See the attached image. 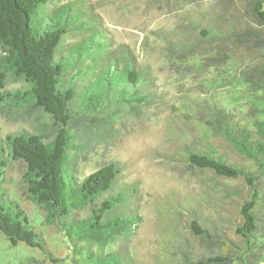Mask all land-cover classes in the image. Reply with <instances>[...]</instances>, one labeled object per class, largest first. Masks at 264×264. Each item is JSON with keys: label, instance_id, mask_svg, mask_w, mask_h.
<instances>
[{"label": "trees", "instance_id": "obj_1", "mask_svg": "<svg viewBox=\"0 0 264 264\" xmlns=\"http://www.w3.org/2000/svg\"><path fill=\"white\" fill-rule=\"evenodd\" d=\"M239 2L242 9L202 29L201 36L244 57V80L264 92V0ZM113 43L90 0H0V108L23 117L39 110L55 133L44 140L40 132L2 136L0 129V231L11 245L36 247L55 264L63 258L8 193L11 160L24 162V197L40 209L44 224L59 226L70 264H138L126 247L105 249L110 239L127 240L140 219L128 206L136 189L121 180V163L105 162L82 179L74 169L78 158L106 141L124 117L138 115L155 94L152 75L133 49ZM5 73L21 86L4 88ZM214 114L212 124L238 160L212 143L186 157L199 168L243 179L248 191L233 189L241 199L234 230L191 221L199 243L186 244L181 258L188 264H258L264 250V120L244 125L228 109ZM36 262L29 257L25 264Z\"/></svg>", "mask_w": 264, "mask_h": 264}, {"label": "rangeland", "instance_id": "obj_2", "mask_svg": "<svg viewBox=\"0 0 264 264\" xmlns=\"http://www.w3.org/2000/svg\"><path fill=\"white\" fill-rule=\"evenodd\" d=\"M93 11L112 35L113 45H129L138 64L152 75L155 94L138 115L126 116L106 141L97 143L74 163L79 179L110 160L122 165L121 180L136 192L128 206L139 214V222L126 240L110 239L105 249L126 247L138 264H188L181 258L186 244L198 246L190 222L198 226L220 224L234 230L240 197L234 188L248 191L243 179L229 178L199 168L187 159V151L218 145L238 160L232 148L219 136L214 112L221 108L249 125L264 120V92L250 88L243 78L247 60L201 30L220 25L244 7L239 0H90ZM247 5V4H245ZM226 20V19H225ZM4 73V72H3ZM4 88L21 86L10 74ZM0 129L7 133L28 130L51 138L54 128L41 111L8 115L0 108ZM25 164L11 160L8 193L28 213L54 253L70 264L69 244L59 226L43 223L37 205L24 197L21 174ZM122 181V182H123ZM241 200V199H240ZM79 212L78 216H84ZM220 227V226H219ZM55 264L40 250L20 241L11 245L0 231V264ZM228 264H237L229 262ZM258 264H264V250Z\"/></svg>", "mask_w": 264, "mask_h": 264}]
</instances>
